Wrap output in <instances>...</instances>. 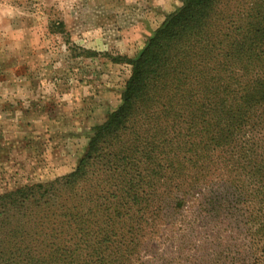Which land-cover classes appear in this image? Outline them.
Instances as JSON below:
<instances>
[{
	"label": "rangeland",
	"instance_id": "374dc122",
	"mask_svg": "<svg viewBox=\"0 0 264 264\" xmlns=\"http://www.w3.org/2000/svg\"><path fill=\"white\" fill-rule=\"evenodd\" d=\"M182 3L0 0V194L76 168L121 103L129 60ZM245 122L194 186L144 179L134 206L125 196L108 264H264V103Z\"/></svg>",
	"mask_w": 264,
	"mask_h": 264
},
{
	"label": "trees",
	"instance_id": "16d2710c",
	"mask_svg": "<svg viewBox=\"0 0 264 264\" xmlns=\"http://www.w3.org/2000/svg\"><path fill=\"white\" fill-rule=\"evenodd\" d=\"M129 62L121 103L76 168L0 194V264H108L118 206L139 201L141 181L194 186L210 171L264 103V0H183Z\"/></svg>",
	"mask_w": 264,
	"mask_h": 264
}]
</instances>
